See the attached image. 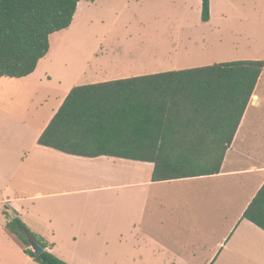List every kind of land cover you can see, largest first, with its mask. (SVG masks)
Returning <instances> with one entry per match:
<instances>
[{"label":"crops","instance_id":"crops-1","mask_svg":"<svg viewBox=\"0 0 264 264\" xmlns=\"http://www.w3.org/2000/svg\"><path fill=\"white\" fill-rule=\"evenodd\" d=\"M98 6L113 7L104 0H81L73 23L51 35L50 50L32 74L0 79V218L5 216L8 222L10 215L18 216L48 241L60 235L74 241L119 239L125 244L124 253L116 255L114 264H143L138 257L143 238L157 247L182 251H174V259L163 264H264V230L243 218L264 184V69L218 174L154 182L151 162L105 155L89 158L39 144L41 134L79 82L86 85L192 68L191 63L209 58L201 55L207 49L206 39L195 38L185 26L158 30L148 26L137 31L117 16L114 22L103 18L99 25L89 26L93 42L79 70L75 72L74 66L73 73H79L73 77L68 61L53 65V41L61 36L56 41L61 44L63 36L73 32L79 13ZM233 38L232 51L217 47L211 57L218 63L264 61V41L247 42L249 37L240 34ZM205 180L213 183L183 185L193 199L182 197L180 184ZM235 189L249 193L243 206L228 207L235 217L227 226H219L218 236L202 235L208 224L200 221L206 195L224 198ZM123 190L130 193L123 194ZM112 191L123 201L113 203ZM149 207L161 213L152 212L153 221L146 225L151 230L146 231L143 217ZM190 207L192 212L186 210ZM158 216L160 221H156ZM183 217L188 226L181 221ZM2 230L19 246L6 224ZM54 245L49 243L50 252L76 264ZM191 247L198 251L188 253ZM19 248L1 246L0 264H40Z\"/></svg>","mask_w":264,"mask_h":264},{"label":"trees","instance_id":"trees-1","mask_svg":"<svg viewBox=\"0 0 264 264\" xmlns=\"http://www.w3.org/2000/svg\"><path fill=\"white\" fill-rule=\"evenodd\" d=\"M80 2L0 0V79L32 74ZM202 20H211V0H202ZM263 69V60H236L74 86L39 144L89 158L151 162L154 182L218 174ZM243 218L264 230V184ZM6 229L36 262L70 264L20 217Z\"/></svg>","mask_w":264,"mask_h":264},{"label":"rangeland","instance_id":"rangeland-1","mask_svg":"<svg viewBox=\"0 0 264 264\" xmlns=\"http://www.w3.org/2000/svg\"><path fill=\"white\" fill-rule=\"evenodd\" d=\"M107 3L113 5L112 9H100V6L92 8L90 11L79 13L77 18V24L67 37H64V41L59 44L56 37L53 41V53L52 58L55 61L53 64L58 66L57 62L68 61L67 64L70 67L68 71L70 75L75 77L77 74L73 73L74 66L75 72L79 70L83 60L86 58L90 48L91 28L89 26L99 25L101 19L107 21H115L114 19H120L119 22L129 26L128 28H135L134 30L143 31L148 26L153 30L161 28L171 29V26L177 28L184 27L190 29L195 38L206 39L207 49L201 53L202 56H207V59H200L198 63H191L193 67L205 66L209 64H215L219 61L211 57V54L215 53L216 48L222 52L232 51L233 37L243 35L247 38V42H257L258 40L264 41V0H211L213 3V11H211L212 19L210 22H203L202 20V0H104ZM107 6V4H105ZM244 11L246 16L238 13V11ZM111 23V22H109ZM80 26V28H78ZM151 30V31H153ZM225 36L224 41L221 44V35ZM219 44L220 46H217ZM223 45V46H222ZM67 59V60H65ZM70 61V62H69ZM78 62L77 65L75 63ZM68 84V83H67ZM78 85H82L81 82ZM68 87H65V89ZM240 179H237L239 181ZM226 180H221V183L226 184ZM209 180L205 181H192L180 184L182 187L185 200H192L193 196L189 195L188 189L183 188V185L190 184H211ZM219 183V182H216ZM187 187V186H186ZM1 190V185H0ZM181 191V192H182ZM129 191L123 190V194H129ZM214 194V193H213ZM229 196L225 194V197H214L209 193L202 209L204 214L201 216L200 221H208L206 230L202 229L201 234H207L208 236H218L222 225L227 226L229 220L235 217V211L228 213V207L230 205L241 208L245 203V200L249 193L245 191L229 190ZM120 197L117 191L111 192V200L113 203L119 200ZM228 202L230 204H228ZM201 206V205H200ZM199 206V207H200ZM129 206V210H130ZM188 212H192L193 208L190 207ZM152 212L161 213V210H153L149 207L145 213L144 227L146 231H150V227H146L147 223L153 221ZM3 213L6 214V210L3 209ZM128 215L130 213L127 211ZM189 216H193V213ZM14 215H10L12 218ZM161 217H156V221H160ZM182 222H186L187 217L181 219ZM181 222V223H182ZM7 223V218L1 216L0 218V247L8 246L11 249L15 247L19 251V246L12 242L6 232L3 231V226ZM188 226V225H187ZM6 234V235H5ZM145 237V236H144ZM51 246L56 244L63 254H67L69 258H73L76 264H114L116 257L122 255L124 250L119 239L112 240H72L60 235L57 239L46 240ZM193 242L192 244H194ZM141 249L138 253V257L142 258L143 264H163L166 261L173 260L174 251L176 253L182 252L178 249L160 248L155 244L147 242L146 238L141 239ZM198 251L196 247H191L187 251L188 253ZM159 261H156V260ZM164 261V262H163ZM119 264H132L123 263Z\"/></svg>","mask_w":264,"mask_h":264},{"label":"water","instance_id":"water-1","mask_svg":"<svg viewBox=\"0 0 264 264\" xmlns=\"http://www.w3.org/2000/svg\"><path fill=\"white\" fill-rule=\"evenodd\" d=\"M32 249L37 253V254H41L44 251V248L38 244V243H34L32 244Z\"/></svg>","mask_w":264,"mask_h":264}]
</instances>
